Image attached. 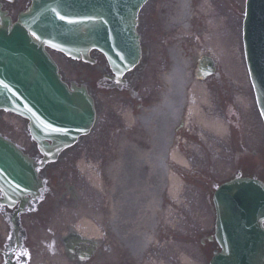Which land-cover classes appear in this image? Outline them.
Returning a JSON list of instances; mask_svg holds the SVG:
<instances>
[{
    "label": "water",
    "instance_id": "95a60500",
    "mask_svg": "<svg viewBox=\"0 0 264 264\" xmlns=\"http://www.w3.org/2000/svg\"><path fill=\"white\" fill-rule=\"evenodd\" d=\"M146 1L34 0L31 10L20 15L14 26L0 12V109L29 118L43 151L50 152L45 140L53 141L52 148L57 149L73 144L91 129L95 119L87 91L74 86L70 91L61 82L44 47L74 58L87 57L91 48H99L122 73L140 59L135 28ZM256 12L264 16V0H249L244 30L248 65L264 113V27L255 31ZM26 161L0 138V181L17 193L32 194L38 184ZM215 204L216 238L222 252L211 264H264V185L236 180L220 188Z\"/></svg>",
    "mask_w": 264,
    "mask_h": 264
},
{
    "label": "bare ground",
    "instance_id": "6f19581e",
    "mask_svg": "<svg viewBox=\"0 0 264 264\" xmlns=\"http://www.w3.org/2000/svg\"><path fill=\"white\" fill-rule=\"evenodd\" d=\"M195 5H199V13L213 23L229 12L224 0H175L169 26L184 27L185 32H189ZM216 5L220 8L215 7ZM213 23L211 26L214 28ZM212 37L221 50V56L225 57L226 70L231 74L238 71L240 60L232 30L225 29L223 33L213 31ZM169 57L172 68L164 76L166 87L160 105L144 111L139 119L141 127L147 133L146 147L135 148L133 155L122 151L120 160L111 168L113 226L129 246L131 254L136 257L142 255L156 237L160 219L165 214L161 207L163 193L166 191L168 199L173 201L182 191L180 175L186 174V169H173L171 164L188 167V161L183 155L172 148L171 140L185 103L184 90L191 80V62L179 48H172ZM200 115L201 113L197 116L201 117ZM201 121L207 123L208 129L225 135L226 127L222 121L204 117H201ZM122 145L125 149L128 148L127 142ZM184 261L188 262L189 258L185 256Z\"/></svg>",
    "mask_w": 264,
    "mask_h": 264
},
{
    "label": "rangeland",
    "instance_id": "374dc122",
    "mask_svg": "<svg viewBox=\"0 0 264 264\" xmlns=\"http://www.w3.org/2000/svg\"><path fill=\"white\" fill-rule=\"evenodd\" d=\"M27 0H16L14 3V7H20L22 10L26 5ZM152 1V0H151ZM173 0H162V3L155 7V3L151 2L149 6L146 7L144 13L141 18V33L144 40V44L146 45V59H148L147 63L149 65L148 70V84H151L153 80L158 77L165 70L160 66V62H163V59H166V48H179L184 49L188 54L197 58L193 65V70L197 72L198 61L203 56H211L215 59L218 67V73L224 76L231 78L234 81H237L240 85L243 86V93L241 95H236L237 100L238 97L243 100H238L240 103L243 116H244V136L245 141L242 140V145L247 146L250 149H255L258 153L264 154V128L263 122L259 116L257 111V119L259 130L257 126L254 125V119H250L245 116V109H249V113L252 109H255V100L254 94L250 92V79L247 70V65L245 61V54L242 42V22H243V13L245 11L246 0H230L229 5L231 8V14L229 13V21L228 17H225L226 21L223 26H230L234 30V37L236 41V49L238 50L239 56V67L238 71L235 70V73L231 74L226 70L224 65L225 57L221 56V50L207 39V31L204 30V33H201L200 39L195 40L193 37L195 44H192L189 39H186L182 36V31L180 29L170 28L169 26V18L171 15V9L167 8L172 5ZM152 7L154 9L152 10ZM166 8V9H165ZM152 11V13H150ZM16 17V16H15ZM214 28L208 25V32L211 30L217 31L216 28H219L220 25L218 23L214 24ZM221 26V27H223ZM229 29V28H228ZM201 31V29H200ZM218 32V31H217ZM210 35H212L210 33ZM201 40L203 43H201ZM195 47V49L193 48ZM192 51L191 53L188 51ZM237 56V57H238ZM193 57V59L195 58ZM54 58L60 66L61 73L67 80H73L75 78L74 69H87L83 64L72 65L70 60L61 57L58 54H54ZM95 73V72H94ZM92 73L93 76L96 75ZM96 81L90 82L92 88L101 95L102 86L100 82H98V75L95 77ZM152 89V87H151ZM102 104H99L100 112L104 111L103 108H114L118 107V105L114 102L112 98L105 97L104 99L100 97ZM245 102V106H244ZM117 110V109H116ZM106 112V111H105ZM3 124L0 125V131H3L6 135L13 138L17 141L28 140L29 136L27 133H22L21 129L24 127L23 121L19 120L15 116L6 114L3 116ZM100 123L104 122V115L99 118ZM138 123V121H132ZM257 122V120H256ZM247 124V125H246ZM256 128V130H255ZM200 134V132L198 131ZM254 134V135H253ZM251 135V137H250ZM110 138V137H109ZM249 141L251 143H249ZM241 142L237 139L236 141L231 142H221L220 146L217 144H209L206 145L198 144L194 146L190 144L189 146H185L189 157L198 156L197 162L196 159L193 160L191 164L188 165V175L190 176V191L186 193V185L183 187V191L179 192L176 195L173 202L167 203L165 207V214L163 216L166 230L169 232L171 237L166 241V248L168 251V256L170 257L167 261L166 258L161 259V256L157 257V263L161 259L165 262H169L168 264H205L203 262V258L201 256L199 246L201 239H199V243L196 240V236L201 232H206L208 229H212L213 227V216L212 213L208 210V205L203 202L205 195L202 196V201H199L201 198V193H199L195 186H199L201 182V177H197L194 175V172H198L200 164L202 166L215 168L222 170L224 174L219 175L220 178H224L225 176L230 174V170L233 165V152L238 149V147L233 148L235 145L240 144ZM231 144V145H230ZM240 149V148H239ZM238 149V150H239ZM219 154V156L217 155ZM226 157V158H225ZM209 161H211L209 163ZM256 162V159H254ZM262 163L263 168L258 171V174L264 179V161L259 162ZM197 184V185H196ZM193 186V187H192ZM185 188V190H184ZM169 248L171 253L169 255ZM165 253V251H164ZM163 253V254H164ZM187 256L189 258L188 262L184 261V257ZM163 261L159 262L160 264Z\"/></svg>",
    "mask_w": 264,
    "mask_h": 264
},
{
    "label": "flooded vegetation",
    "instance_id": "af4514ba",
    "mask_svg": "<svg viewBox=\"0 0 264 264\" xmlns=\"http://www.w3.org/2000/svg\"><path fill=\"white\" fill-rule=\"evenodd\" d=\"M124 80L127 98L133 93L139 103L148 101L140 95L144 81L141 68ZM208 87L214 91V105L220 106L219 81H211ZM22 149L42 164L43 157L35 144ZM97 152L95 139L80 141L70 157L39 167L44 186L39 197H26L27 204L19 200L13 207L7 206L6 196L0 190V264H31L42 249L50 255L62 251L66 255L64 249L71 243L78 244L77 250L84 251L85 259L67 260V264H134L113 229L109 208L99 198L94 201L96 196L89 197L94 188L82 182L75 170L73 161L80 154L89 153L96 159ZM67 216L71 217L72 224L66 226L61 220ZM82 217L90 218L91 225L84 227L85 232L80 228Z\"/></svg>",
    "mask_w": 264,
    "mask_h": 264
},
{
    "label": "snow or ice",
    "instance_id": "6c2138e0",
    "mask_svg": "<svg viewBox=\"0 0 264 264\" xmlns=\"http://www.w3.org/2000/svg\"><path fill=\"white\" fill-rule=\"evenodd\" d=\"M60 18H61L62 20L64 19V17H63V16H61ZM69 22H70V23H72V22H74V21H69Z\"/></svg>",
    "mask_w": 264,
    "mask_h": 264
}]
</instances>
